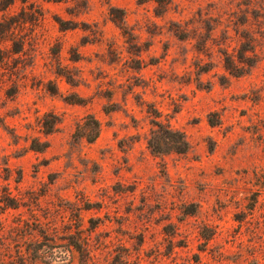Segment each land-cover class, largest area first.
<instances>
[{"label":"rangeland","instance_id":"obj_1","mask_svg":"<svg viewBox=\"0 0 264 264\" xmlns=\"http://www.w3.org/2000/svg\"><path fill=\"white\" fill-rule=\"evenodd\" d=\"M0 264H264V0H0Z\"/></svg>","mask_w":264,"mask_h":264},{"label":"trees","instance_id":"obj_2","mask_svg":"<svg viewBox=\"0 0 264 264\" xmlns=\"http://www.w3.org/2000/svg\"><path fill=\"white\" fill-rule=\"evenodd\" d=\"M88 118H91L90 120H91V125H93V128H92L93 130H92V133H91L90 136H86V139H87V141H89V142H93L94 140L97 139V137H98L99 134H100L101 123H100V121H99L96 117H94L92 114H89ZM157 125H158L159 127H163V126H164V123H163V122H159V123H157ZM79 126H80V124H78V127H79ZM175 133H179L178 135H180L181 137H184V136H185L184 133L181 132V131H179V130H177ZM183 143H185V145H189L188 141H186V140H183ZM149 145H150V147H152V146H151V145H152V141H151V140L149 141ZM43 146H44V147H39V146H35V144H34L33 147H34V149H43V148H45V147L48 146V143H47V142L44 143ZM152 150L155 151V149H154L153 147H152ZM174 151H181V150H179V147H178V146H175Z\"/></svg>","mask_w":264,"mask_h":264}]
</instances>
